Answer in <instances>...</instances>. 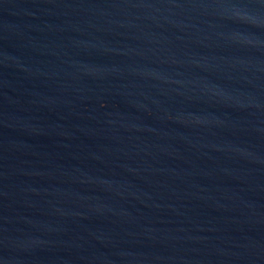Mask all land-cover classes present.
Listing matches in <instances>:
<instances>
[{"label": "water", "instance_id": "1", "mask_svg": "<svg viewBox=\"0 0 264 264\" xmlns=\"http://www.w3.org/2000/svg\"><path fill=\"white\" fill-rule=\"evenodd\" d=\"M0 264H264V0H0Z\"/></svg>", "mask_w": 264, "mask_h": 264}]
</instances>
